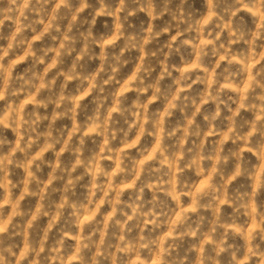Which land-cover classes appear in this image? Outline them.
<instances>
[{
    "label": "clouds",
    "instance_id": "1",
    "mask_svg": "<svg viewBox=\"0 0 264 264\" xmlns=\"http://www.w3.org/2000/svg\"><path fill=\"white\" fill-rule=\"evenodd\" d=\"M0 264H264V0H0Z\"/></svg>",
    "mask_w": 264,
    "mask_h": 264
}]
</instances>
